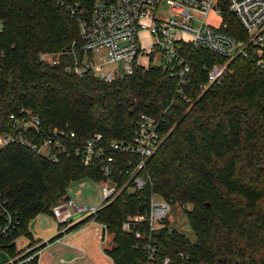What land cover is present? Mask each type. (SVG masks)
<instances>
[{"label":"trees","instance_id":"16d2710c","mask_svg":"<svg viewBox=\"0 0 264 264\" xmlns=\"http://www.w3.org/2000/svg\"><path fill=\"white\" fill-rule=\"evenodd\" d=\"M0 22V49L9 57L0 68V135L13 133L10 117L22 108L39 117L44 136L68 128L80 141L102 134L107 143L131 142L142 115L161 118L165 139L145 170L153 191L180 207L176 215L186 217L194 240L167 218L151 236L158 258L177 264L184 253L193 264H264V70L251 58L232 60L223 84L200 96L205 70L226 61L182 47L192 79L181 97L177 80L161 66L106 83L40 62L41 54L66 51L78 38V25L59 4L0 0ZM82 179L103 180L96 163L85 167L78 157L56 163L19 144L0 149V192L21 218L12 242L0 243V251L11 259L22 255L15 241L34 243L29 223L41 213L54 216L53 208L70 200L67 189ZM146 194L127 188L81 222L95 221L112 236L114 247L107 252L114 264L147 262V230L138 239L122 229L143 210Z\"/></svg>","mask_w":264,"mask_h":264},{"label":"built area","instance_id":"2783aa9c","mask_svg":"<svg viewBox=\"0 0 264 264\" xmlns=\"http://www.w3.org/2000/svg\"><path fill=\"white\" fill-rule=\"evenodd\" d=\"M45 1L65 7L78 25L79 33L70 50L43 53L40 62L52 67L64 65L67 73L80 78L93 75L111 83L137 71L161 66L177 80L176 95L183 97L192 79L191 64L182 50L184 46L208 51L226 61L205 70L200 96L211 87L223 84L230 72L228 65L236 58H251L257 68L264 70V0ZM212 11L222 18L215 26L207 22ZM8 59L7 52L0 49V68ZM113 64L120 67L109 69ZM10 119L13 133L0 135V149L19 144L56 163L62 157H78L85 167L96 163L100 168L104 205L76 208L69 200L64 203L66 213L58 208L53 210L60 223L68 224L75 214L95 216L127 188L136 193L149 190L150 194L143 197V210L124 221L122 229L138 239L145 238L144 229L150 234L144 246L148 253L145 264H175L170 257L159 259L158 248L151 242L152 234L165 228L164 222L173 207L153 191L155 182L145 170L148 160L165 139L163 119L142 115L132 141L127 143H107L102 134L80 141L76 132L68 128L49 129L44 136L39 117L25 108ZM20 225L19 211L0 192V243L11 241ZM101 250L114 264L103 245ZM26 254L8 264H40L42 250L21 259ZM177 260V264H193L188 254L180 253Z\"/></svg>","mask_w":264,"mask_h":264},{"label":"rangeland","instance_id":"374dc122","mask_svg":"<svg viewBox=\"0 0 264 264\" xmlns=\"http://www.w3.org/2000/svg\"><path fill=\"white\" fill-rule=\"evenodd\" d=\"M221 20L222 18L216 15L213 11L207 18V22L214 26L218 25ZM1 29L2 23L0 22V30ZM119 67L120 64L108 66L109 69H117ZM43 153H45V151ZM67 195L70 198V201L74 202L76 208H100L104 205L102 184L91 179H82L72 183L67 189ZM55 208H58L63 213L67 212V208L64 203L55 206L53 210ZM179 211V206L173 207V212L168 217L171 227L178 228L184 234L188 235L191 240H194V235L186 217L182 214L176 215ZM87 216L88 213L82 214L77 219L78 221L73 224V226L76 227L77 225L81 224V222H83ZM69 224L70 221L68 224L63 223L62 227L60 222L49 213H41L29 223V231L32 233L33 238L37 241L45 242L47 246L50 245L49 249L54 255V258L50 256V250H47L49 253L44 255L43 250V257L40 260V264H61L59 262L61 256H63L66 260H71L80 253L78 250L84 252V254H80L86 255L87 258L85 261L90 262L91 264H112L110 261L104 259L103 252L101 250L102 245L104 250L113 249L114 243L111 235L107 234L105 240L103 241L102 227L95 222H85L80 226H77L75 229L68 231L67 237H64L65 235L60 236L61 232H63L62 230L64 226H69ZM68 229L69 228H67V230ZM60 237H64L62 240L63 243L51 245L53 241ZM22 242H24V247H21ZM27 244H29V239L26 237H20L18 241L15 242L16 248L20 252L27 249ZM31 244L34 246L35 242ZM64 245H71L77 250H71V248L70 250L66 249ZM85 261H76L73 264H85ZM10 262L11 258L8 257V254L4 251H0V264H8Z\"/></svg>","mask_w":264,"mask_h":264},{"label":"crops","instance_id":"0c3cea01","mask_svg":"<svg viewBox=\"0 0 264 264\" xmlns=\"http://www.w3.org/2000/svg\"><path fill=\"white\" fill-rule=\"evenodd\" d=\"M74 211L76 210V208H74L73 209ZM82 215V214H75L71 219H70V224H69V226H64V228H63V232H61V235L60 236H63V235H65L64 237H67L68 235V230H67V228H71V227H73V224L76 222V221H78L77 219L80 217V216ZM79 216V217H78ZM55 217V216H54ZM87 218H88V216H87ZM92 223H93V221H91ZM61 225V224H60ZM99 225V224H98ZM100 226V225H99ZM63 227V226H62ZM102 232H103V228H102ZM70 235V234H69ZM105 236H106V233H105ZM64 237H60V238H58L57 240H55V241H53L52 243H51V245H56L57 243H63V238ZM102 239H103V237H102ZM16 241H18V239L16 240ZM34 242H35V245L33 246H31V247H29V245L31 244V243H33V242H30L29 241V244H27L26 246H27V249L25 250V251H23L25 254L26 253H29V252H31L32 250H34V249H36V248H39V249H36V250H42V252H43V250H44V255L46 254V253H49L47 250H50L49 249V246L50 245H48L47 246V244L45 243V242H43V241H37V240H35L34 239ZM64 244H66V243H64ZM21 247H24V242H22L21 243ZM64 247H66V249H69L70 250V248H71V250L72 249H76V248H74V247H72L71 245H64ZM77 250V249H76ZM78 252H80V253H83L81 250H78ZM77 254V256H75L74 258H72L71 260H66L63 256H61L60 257V263L61 264H73L74 262H76V261H85L86 260V255H83V254ZM50 256L51 257H53L54 258V255L52 254V252H51V250H50ZM104 256V255H103ZM42 257H43V255H42ZM42 259V258H41ZM104 259L105 260H108V261H110L107 257H104ZM11 261H12V259H11ZM111 262V261H110ZM112 263V262H111ZM85 264H91L90 262H87V261H85Z\"/></svg>","mask_w":264,"mask_h":264},{"label":"water","instance_id":"95a60500","mask_svg":"<svg viewBox=\"0 0 264 264\" xmlns=\"http://www.w3.org/2000/svg\"><path fill=\"white\" fill-rule=\"evenodd\" d=\"M70 49H71V46H69L67 50H70ZM105 233H106V230L105 228H103V238L105 237Z\"/></svg>","mask_w":264,"mask_h":264}]
</instances>
